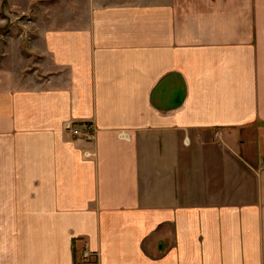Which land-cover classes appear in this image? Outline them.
<instances>
[{"label":"crops","instance_id":"obj_1","mask_svg":"<svg viewBox=\"0 0 264 264\" xmlns=\"http://www.w3.org/2000/svg\"><path fill=\"white\" fill-rule=\"evenodd\" d=\"M49 10L43 81L0 67V264H264V0Z\"/></svg>","mask_w":264,"mask_h":264},{"label":"rangeland","instance_id":"obj_2","mask_svg":"<svg viewBox=\"0 0 264 264\" xmlns=\"http://www.w3.org/2000/svg\"><path fill=\"white\" fill-rule=\"evenodd\" d=\"M56 1L7 0L5 3L3 16L6 20L0 24V67L10 62L15 73L25 78L31 86L46 77V74H42L46 70L40 69V62H44V59L33 51L38 20L48 18L49 9ZM26 4L29 8H25Z\"/></svg>","mask_w":264,"mask_h":264},{"label":"built area","instance_id":"obj_3","mask_svg":"<svg viewBox=\"0 0 264 264\" xmlns=\"http://www.w3.org/2000/svg\"><path fill=\"white\" fill-rule=\"evenodd\" d=\"M76 125H77V129L80 128V130H82L85 133V136H87L88 139L93 140L94 135H95V131H96V129H95L93 124H90V123H77ZM90 156H94V154L90 155ZM88 256L89 255L86 254L85 257H88Z\"/></svg>","mask_w":264,"mask_h":264}]
</instances>
